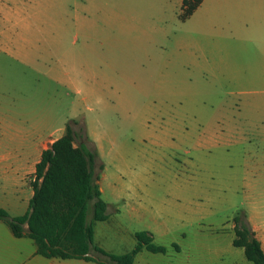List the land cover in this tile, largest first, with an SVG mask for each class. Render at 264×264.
Segmentation results:
<instances>
[{
    "label": "rangeland",
    "instance_id": "1",
    "mask_svg": "<svg viewBox=\"0 0 264 264\" xmlns=\"http://www.w3.org/2000/svg\"><path fill=\"white\" fill-rule=\"evenodd\" d=\"M96 2L92 15L100 17L99 24L87 25L86 31L94 33L102 43H98L103 61L99 78L103 85L114 87L105 92L106 96L128 100L100 116L110 131L105 145L109 148V138L115 145L106 159L107 170L102 156L97 161L102 197L110 204L108 219L96 222L98 239L121 252L115 254L129 252L128 245L119 243L121 236L131 237L132 231L154 227L156 214L160 213V220L174 231L175 243L185 245L187 250L190 241L197 239L232 245L235 233L231 225L236 213L244 210V192L249 189L243 182V165L252 164L251 148L256 137L251 128L246 137L231 136L224 148L197 146L200 131L207 127L210 132L215 124L210 116L219 105L205 104L203 98L192 94L191 90L197 87L199 94L216 96L215 91L209 93L213 91L211 84L207 86L201 76L198 86L190 82L191 51L199 50L202 57L203 50L216 47L215 37L205 34L202 16L182 20L178 0ZM49 10L46 0H0V31H44ZM232 46L238 49L239 43L234 41ZM230 47V41L223 46L228 51L224 58L239 61L230 53ZM241 54L244 55L243 48ZM12 74L4 72L0 96L22 98L27 93L38 98L33 106L39 109L45 101L52 103L55 125L72 112L76 98L67 87L47 82L40 73L38 79L29 82L34 78L30 70L21 81ZM231 101L237 104L232 111L237 112L240 102L235 98ZM247 102L241 106L253 117V97ZM165 128L168 130L162 133ZM244 148L251 151L245 155ZM116 177L127 184L117 185ZM116 186L123 191V187H129V194L140 199L149 196L152 203L160 204L159 211L136 205L129 208V215L120 214L116 209L124 200L115 202ZM132 202L137 203L138 199ZM105 226H114L115 230L104 231Z\"/></svg>",
    "mask_w": 264,
    "mask_h": 264
},
{
    "label": "crops",
    "instance_id": "2",
    "mask_svg": "<svg viewBox=\"0 0 264 264\" xmlns=\"http://www.w3.org/2000/svg\"><path fill=\"white\" fill-rule=\"evenodd\" d=\"M178 3L181 11L183 0H178ZM96 5V0H46L50 14L44 18V31H0V80L4 79V72H13L14 79L21 81L30 70L34 78L29 79V82L38 79L40 73L47 82L70 89L76 98L72 112L65 114L55 125L52 103L45 101V105L39 109L33 106L38 98L27 93L22 98L21 95L0 96V107L3 109L0 110V208L11 216L23 215L29 210L34 195L32 182L35 180L37 164L43 151L65 133L69 119L85 120L89 139L104 158L105 169L109 167L106 159L114 152L115 143L109 138V148L105 145L110 131L105 128L100 116L105 111L117 109L118 105L128 100H115L106 96L105 92L112 91L114 87L103 85L99 78L103 61L98 43H102L94 33L86 31L87 25L99 24L100 17L92 15V7L94 12ZM196 16L203 17L205 34L215 37L216 47L203 50L202 57L199 56V50L191 51L190 82L194 87L198 86V77L201 76L207 86L211 84L213 91L209 93L215 91L216 96L199 94L197 87L191 92L196 98H203L204 101L201 100L205 104L219 105L210 116L211 120L216 121L215 124L209 129L210 132L207 127L201 129L197 146L224 148L231 136L246 137L249 130L253 129L256 139L251 148L252 164L243 165V182L249 189L244 192L242 205L264 251V0H203L190 18ZM72 28L75 31L69 32ZM229 41L230 53L240 58L239 61L224 58V52L228 51L223 46ZM234 41L239 43L238 49L232 46ZM241 48L244 55L241 54ZM245 59L246 63L243 62ZM240 64L243 66L240 67ZM230 85L232 88H228ZM252 97L253 117L241 106ZM234 98L240 102L237 112L232 111L237 107L231 101ZM87 110L93 116H89ZM167 130L163 129L162 133ZM249 151L248 148L243 149L245 155ZM116 181L117 185L127 184L120 177H116ZM123 188L127 191L115 187V202L124 200L120 208L116 209L120 214L129 215V208L136 205L159 211L160 204L152 203L149 196L140 199L129 194V187ZM101 190L103 196L102 186ZM135 199H138L137 203L132 202ZM160 217V213H157L156 225L147 230L154 234L155 243L166 246L167 251L162 253L143 249L136 255L133 264H254L247 259L243 247L242 251L233 244L235 235L230 246L222 245V241H219L220 244L197 239L190 241L188 250L182 244L177 250L174 247V231ZM96 222L95 244L106 251L121 253L105 246L98 239L100 231L97 230ZM231 227L235 233L234 222ZM103 229L115 230L114 226H105ZM126 232L129 233V229ZM134 233L131 232V237L129 234L121 236L119 243L128 245V251L136 245ZM0 264L104 263L80 258L45 257L37 252V245L32 238L28 235L15 236L11 228L0 220Z\"/></svg>",
    "mask_w": 264,
    "mask_h": 264
},
{
    "label": "trees",
    "instance_id": "3",
    "mask_svg": "<svg viewBox=\"0 0 264 264\" xmlns=\"http://www.w3.org/2000/svg\"><path fill=\"white\" fill-rule=\"evenodd\" d=\"M202 1L183 0L181 19L189 18ZM98 160L99 154L88 137L85 120H69L65 133L43 151L37 164L29 210L23 215L11 216L0 208V220L15 236L32 238L37 252L48 258L133 264L143 249L165 253L167 247L156 244L149 230L137 231L136 245L126 253H111L95 244V222L109 217V205L97 182L101 179L96 172ZM100 168L103 170L104 165ZM234 222L233 244L243 247L247 259L254 264H264V251L246 212L238 211ZM174 247L180 249L176 243Z\"/></svg>",
    "mask_w": 264,
    "mask_h": 264
},
{
    "label": "water",
    "instance_id": "4",
    "mask_svg": "<svg viewBox=\"0 0 264 264\" xmlns=\"http://www.w3.org/2000/svg\"><path fill=\"white\" fill-rule=\"evenodd\" d=\"M97 182L99 183V180H97ZM89 254H91V253H89Z\"/></svg>",
    "mask_w": 264,
    "mask_h": 264
}]
</instances>
